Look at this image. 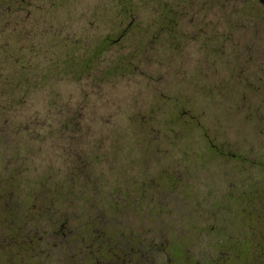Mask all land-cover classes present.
I'll use <instances>...</instances> for the list:
<instances>
[{
	"label": "rangeland",
	"instance_id": "1",
	"mask_svg": "<svg viewBox=\"0 0 264 264\" xmlns=\"http://www.w3.org/2000/svg\"><path fill=\"white\" fill-rule=\"evenodd\" d=\"M171 5L170 37L161 15ZM105 37L116 41L101 51ZM145 177L162 179L153 213L112 212L121 189L139 193ZM26 192L27 208L16 205ZM260 194L264 0H0L1 246L20 214L45 228L58 198L59 244L37 264H64L62 231L77 241L83 220L86 234L182 230L193 259L176 264H193L221 253L226 230L238 238L257 225L264 240ZM244 207L257 216L245 220Z\"/></svg>",
	"mask_w": 264,
	"mask_h": 264
},
{
	"label": "flooded vegetation",
	"instance_id": "2",
	"mask_svg": "<svg viewBox=\"0 0 264 264\" xmlns=\"http://www.w3.org/2000/svg\"><path fill=\"white\" fill-rule=\"evenodd\" d=\"M16 1L22 2V0ZM71 182V185L78 184V190L83 192L82 183H77L74 180ZM161 188L159 183H153L151 179L145 177L141 186L138 187L139 193H131L129 187L121 189L110 209L117 213L123 209L124 205L126 213L138 212L142 213L141 217H147V213H153L155 210L153 208L155 204L158 205L162 202V193L159 192ZM82 192H79L75 197L84 201ZM34 195L32 192H26L25 195L16 194V205L27 208L22 201L33 200ZM73 196L74 194L70 193L63 195V197ZM57 200L58 198H50L49 209L44 208L49 211L48 225L45 228L32 230L31 227H27L25 224L27 215L23 217L20 214L16 218L13 217L15 222V225L12 226L13 233L4 247L0 244V264H37L38 259L51 261L53 250L59 244L57 236L60 227L56 229V224L59 221L54 216L57 210L52 206ZM256 200L264 202V194L257 195ZM152 201H155V204L149 210L147 204ZM81 209L84 210L83 206ZM159 209L162 210V208ZM252 211L254 210L244 207L240 212L246 220V218L252 217L251 215L257 216ZM107 227L109 230L105 229ZM114 227L103 226L91 234H89L90 231H87L86 234V224L84 225L83 220V225L79 227L76 235L77 241H73L75 238L70 233L62 231L63 235L67 236H65L66 242L61 241L64 249L67 250L64 264H87V262L91 264H176V258L179 256L185 262H192L191 256H184V258L182 254V245L185 244L181 239L182 230L171 231L164 226H144L143 224L125 229ZM242 228L246 230L241 231L238 238L232 234L233 231H224L225 241L221 245V253L217 256L209 254L202 259V262L194 261L193 264H264V240L260 239L258 226L247 225ZM107 232L109 233L107 234ZM167 233H173V235L166 237ZM72 243L76 246H70ZM70 250L72 251L70 252ZM38 254L40 255L37 256ZM33 256L35 257L32 258Z\"/></svg>",
	"mask_w": 264,
	"mask_h": 264
},
{
	"label": "trees",
	"instance_id": "3",
	"mask_svg": "<svg viewBox=\"0 0 264 264\" xmlns=\"http://www.w3.org/2000/svg\"><path fill=\"white\" fill-rule=\"evenodd\" d=\"M175 7L174 6H170L167 8V11L165 14L161 15L163 18V24H161V28L163 29V31L166 32V34L168 36H173L174 35V31H175V22H176V14H175ZM131 13V9L129 5H126L123 8V15H128ZM116 40L113 39H109L108 37H105L102 40V44L99 47V50H105L106 48H108L112 43H115ZM21 68H23V65L21 66ZM215 147V146H212ZM149 178V177H148ZM151 179V181L154 183H159L162 186V179L160 178H149ZM173 185L174 187H176L177 181H179L177 178H173Z\"/></svg>",
	"mask_w": 264,
	"mask_h": 264
}]
</instances>
